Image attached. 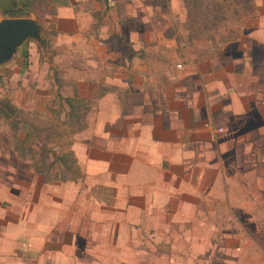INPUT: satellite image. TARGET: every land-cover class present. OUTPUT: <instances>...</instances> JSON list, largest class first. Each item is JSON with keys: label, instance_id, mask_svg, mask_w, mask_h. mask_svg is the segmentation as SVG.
Masks as SVG:
<instances>
[{"label": "crops", "instance_id": "crops-1", "mask_svg": "<svg viewBox=\"0 0 264 264\" xmlns=\"http://www.w3.org/2000/svg\"><path fill=\"white\" fill-rule=\"evenodd\" d=\"M28 1L21 17L34 18L40 27L72 26L74 34L75 27L79 33L101 16L100 24L111 21L107 11L115 5L114 0ZM19 2L0 0V15L19 8ZM38 3L51 11L43 23L34 13ZM243 6L232 65L217 63L220 52L204 51L191 59L186 54L187 64L171 71L161 66L150 72L136 60L123 68L119 98L106 78V90L90 109L92 119L88 111L86 126L72 137L77 177L45 179L24 161L25 177L12 173L0 180V264L251 262L229 255L226 237L208 221L225 213L207 203L208 184L216 179L207 177L209 155L227 148L213 145L205 123L216 114L235 121L256 99L264 106V0H246ZM143 39L138 35L136 42Z\"/></svg>", "mask_w": 264, "mask_h": 264}, {"label": "rangeland", "instance_id": "rangeland-1", "mask_svg": "<svg viewBox=\"0 0 264 264\" xmlns=\"http://www.w3.org/2000/svg\"><path fill=\"white\" fill-rule=\"evenodd\" d=\"M139 1L114 0V7L107 11L111 21L107 18L105 25L100 24L101 16L94 24L85 23L80 35L78 27L74 34L72 26L60 29L45 23L41 27L44 44L28 39L11 60L0 66V100L20 108L21 117L40 128L41 135L38 138L26 124L16 129L0 116V180L10 179L12 173L19 178L26 176L27 163L12 151L16 135L26 136L28 144L41 151L50 134L55 138L45 140L46 147L59 150L56 136L68 128L60 125L66 117L64 109L58 110V94L82 98L81 102L89 106L85 118L89 111L92 119L94 110L90 109L106 90V78L113 83L107 88L121 97L119 78L133 61L150 67V72L161 66L171 71L177 64H187L188 53L191 59L203 51L205 55L220 52L217 63L229 66L233 55L239 54L233 42L241 33L239 22L245 15L246 0H197L195 6L192 0H144L143 6ZM42 6L38 3L34 10L41 23L44 14L51 13L39 8ZM213 7L222 8L228 20L202 34L197 26L206 19L207 9ZM138 35L144 39L136 42ZM226 47L228 50H224ZM159 75L158 81H163ZM147 76L153 80L156 77L153 73ZM259 100L235 121H221L216 114L214 120L205 123L213 145L227 148L220 155H209L212 168L207 177L216 179L207 187L208 208L225 214L209 217L208 221L226 237L222 239L229 243V255L233 254L236 261H251L249 264L264 261V106ZM56 171V166L49 170V177Z\"/></svg>", "mask_w": 264, "mask_h": 264}, {"label": "trees", "instance_id": "trees-1", "mask_svg": "<svg viewBox=\"0 0 264 264\" xmlns=\"http://www.w3.org/2000/svg\"><path fill=\"white\" fill-rule=\"evenodd\" d=\"M20 1L19 8H12L9 10H4L1 12L2 16H21L26 15V6H30L31 2L27 0H18ZM197 0H192L193 5L195 6ZM220 7V6H218ZM208 9H211V12ZM205 12L206 19L204 22L197 26L198 32H209L214 30L220 24H223L228 19L224 15L222 8H208ZM206 10V9H205ZM61 104L59 105L58 110L65 111V119L60 121V125L63 124V128H68L66 131H63L62 134L56 136V141L59 143V150H52L49 147H46L45 140H53L55 137L47 134L44 140L43 148L41 151H35V149L28 144L26 136L19 137L18 135L14 138V144L12 146V151L18 156L19 159L28 162L30 169L35 173L42 175L45 179L51 178H74L78 176V167L76 165V159L72 150L67 148L72 143V136L76 132L82 130L86 126L85 114L88 105L83 104L80 98L77 96H61L59 95ZM83 100V99H82ZM23 112L20 108L14 106L10 101L2 99L0 100V116L6 119L10 126L17 129L19 124L28 125L31 127L32 131L35 132L36 136L39 138L40 128L33 126L31 122H28L26 119L22 118ZM51 129V127H46V130ZM41 139V138H40ZM42 140V139H41ZM43 141V140H42ZM37 157V158H36ZM52 158V159H49ZM58 167V171L55 172L53 177H49L48 171Z\"/></svg>", "mask_w": 264, "mask_h": 264}, {"label": "water", "instance_id": "water-1", "mask_svg": "<svg viewBox=\"0 0 264 264\" xmlns=\"http://www.w3.org/2000/svg\"><path fill=\"white\" fill-rule=\"evenodd\" d=\"M28 39L44 44L42 30L31 17L6 16L0 18V66L11 60Z\"/></svg>", "mask_w": 264, "mask_h": 264}]
</instances>
